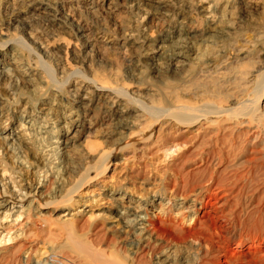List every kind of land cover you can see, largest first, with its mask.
<instances>
[{"label":"rangeland","instance_id":"374dc122","mask_svg":"<svg viewBox=\"0 0 264 264\" xmlns=\"http://www.w3.org/2000/svg\"><path fill=\"white\" fill-rule=\"evenodd\" d=\"M7 1L0 0V48L15 36L37 44L30 51L18 47V55L5 51L8 47L0 52V175L7 179L5 190L0 185V203L9 204L0 210V264L52 258L85 264L86 257H76L88 247L119 255L105 263L97 258L98 264H180L184 259L221 264L227 261L224 250L231 251L228 264H264V0H74L56 22L33 11L30 0H17L19 12L8 9ZM58 1L37 0L36 7L48 3L44 8L55 14L51 7ZM83 26L98 35L94 48L76 40L74 32ZM147 44L163 46L157 59L145 56ZM14 56L21 60L18 67ZM92 79L123 86L139 102L127 99L121 106L123 123L72 134L64 157L68 175L49 176L43 193L28 197L38 182L35 162L57 132L66 135L68 115L79 113L88 124L92 114L111 113L87 106L90 90L77 94L71 86L75 81L80 88ZM179 103L226 113L221 119L211 114L192 128L139 118L148 107L166 111ZM31 121L37 129L30 139L25 137L19 151H9L3 129L19 123L28 127ZM105 160V174L68 202L69 193L94 177ZM180 165L185 180L174 174ZM183 180L190 188L183 189ZM212 195L224 201L214 217L226 229L213 233V246L205 250L194 240L171 242V236L149 234L139 251L130 247L134 231L118 216L122 210L153 220L170 206L176 218L175 207L199 208L212 202ZM185 217L177 221L190 223L194 212ZM249 241L257 244L236 247Z\"/></svg>","mask_w":264,"mask_h":264},{"label":"bare ground","instance_id":"6f19581e","mask_svg":"<svg viewBox=\"0 0 264 264\" xmlns=\"http://www.w3.org/2000/svg\"><path fill=\"white\" fill-rule=\"evenodd\" d=\"M36 1L37 0H30L32 10L33 11H37L39 13H42L46 18H48L47 20H50V22H56V21L59 20L58 19V15L60 13H62V10L67 9L68 8V4L69 3H73L74 0H59L58 1L59 3H58L57 6L51 7L55 14H53L50 9L44 8V6L48 7V3L43 2L42 3V7H36ZM95 2L98 3L96 0H95ZM17 3H19L17 0H8L6 2V4L8 5L7 6L8 9L11 7L13 9V11H15L16 8L18 10V7L16 6ZM69 10H71V9H69ZM116 10L117 9L115 8V12H116ZM18 12H19V10H18ZM17 13H16V15H17ZM178 29H181V28H178ZM25 31H26L27 35L30 38H32V40L36 39L34 37L31 29L27 28ZM1 35L3 36L2 33H1ZM178 35H180V34H178ZM74 36H75L76 40H78V42L80 41L82 43L84 48H90V47L94 48L95 44L98 42L97 39H96V37L98 35L94 34L92 29L90 27H88V26H83V27H80V28L78 27V30H76V32H74ZM182 42H184V41H182ZM33 44H37V42L36 43L31 42L29 44L21 36L20 37H18V36L16 37L15 36L13 38H9L8 37L5 41H3V44H1L2 47L0 48V52H2L1 49L3 47H6V48L8 47L7 50H5V51H9V52L13 51L14 55H18L19 51H22V49H25L27 51L28 50L29 51L32 50L31 45H33ZM68 45H67V47H70V45L69 46ZM42 46H43V43H39V47H42ZM18 47H20L22 49H19ZM182 48H184V47H182ZM160 49L162 50L163 46L161 48V47H158V45L150 46V45L147 44L146 45V55L145 56L149 57L148 58L149 60H155V59H157L159 57ZM177 56H179V54ZM19 59L20 58H16L15 56L13 57L14 65H17L15 67H18V65L21 64L20 63L21 60H19ZM179 63H180V61H179ZM178 64H175L174 66L176 68L180 67V65H178ZM24 72H26V71H24ZM24 72H23V74H25L24 76H26V77L30 76L29 73H24ZM77 73L78 72H73L72 75H76ZM69 80H68V82H69ZM83 83H84V86L80 87V88H78V83H76L75 81L71 82V86H73L75 88L74 92L77 93V94L80 91H82L83 89L84 90H90V91L87 92V95L89 96V98L87 99L88 101L85 104H88L87 106L94 105L96 107V109L99 108L100 110H105V109L109 108L111 113H109L107 115H104L102 118L97 117L96 115L92 114L91 118L89 119L90 121H89L88 124H86L87 121L84 120L79 113H75V115H74V113L71 114V115H68V118H67L68 121L64 123V127H63L67 131L66 135L60 134V131H59V133L57 132L56 135H55V138H53L55 140L52 141V142H49V146L45 147V150L43 149L44 150L43 151L44 155L40 156L39 159L35 162L36 167L34 169L36 170V172L33 173V174L38 177V179L36 180L38 182L31 186V193L28 194V197H30L32 193H34L33 196L34 195L37 196L38 194H40L46 188V183L45 182H46V180H47V178L49 176H55V174H57V179H58L59 176L62 177V176L68 175V170L64 166V165H66L65 164V159L66 158H64V157L68 153L66 149L68 148L69 144L71 142H73V140H74V136L71 137L72 134H75V136H82V135H84L87 132H89V134H91V132L93 130L98 129L99 127L106 126L108 128L111 125H116V124H113L115 121H118L119 123H123L124 120H127L125 118V114H124L125 111L119 112V110L121 109V106L124 105V103L126 102L127 99L131 100V102L133 100H132V97L130 96L129 92H127L124 88H122L123 86H121V87L118 86L117 87V86L108 84L106 82H103V81H100V80H97V79L86 80ZM53 86L55 88H58L56 85H53ZM58 93L60 94V91ZM137 102H139V101L136 100V102H134V103H137ZM81 104L83 105L84 103H81ZM82 105H81V107H82ZM139 107H141V106H139ZM148 108H146L147 109L146 111H144L145 109L143 111H141V114L139 115V118L141 120L144 119L145 117H147V118H150L151 121H153L155 124H158L159 121L165 120V122L169 123V125L173 124L176 127L177 126H184L186 128H192V127L197 126L198 124L201 123L202 120H207L206 119L207 116H209L211 114H214L213 118H215V116H217L216 118H220V117L222 118V114L224 115V112H225L224 111V112H217L216 113V112L211 111L209 113H206L205 110H197V109H194V108H192V107H190L188 105H183V104H180V103L173 110H166V111H160L159 110L160 112L159 111H153L152 112V110L150 111ZM141 109H143V108H141ZM246 111L247 110H245V111L240 110L241 113H244ZM237 114H239V113L237 112ZM30 123H31V126H28V127H27L26 124L22 125L20 123H19V125L17 127L15 125V127L18 129V131H16V133L14 132V130H15L14 129L15 128L14 125H12V126L8 125V127H5L3 129L5 135H4V138H2V139L5 140V141H8V144H7L8 148L7 149L9 151H16L17 152V151L20 150L19 148L22 147V143H25V144L27 143L25 140L28 139L32 135L31 131H34L35 129H37V127L35 126V122L34 121H31ZM121 127H122V129H127L126 127L123 128L124 126H121ZM43 128L45 129V127H43ZM27 131H29V133ZM116 133H118V132H116ZM47 134H49V132H47ZM6 135H8V136H6ZM25 137H28V138H25ZM64 137H67L66 141L62 142V139ZM36 138H38V136ZM11 141L13 143H10ZM9 143H10V145H9ZM62 144H65L66 147L62 148ZM46 152H49V153H46ZM19 154L20 153H16L17 159L21 160V156H19ZM45 156H47V157H45ZM108 161L105 160L103 162V164H101V166L99 167L97 172H95V173L93 172L94 177L87 178L83 183L78 185L75 189H73L69 193L68 202L71 201L72 196L74 194L78 193L83 188H87L89 185L91 186V184H93V182H95L99 177H101L103 174H105V172L107 171V168L109 166ZM183 168H184V165L183 166L180 165V168L174 170V174H175L176 178L177 177H180V179L181 178L182 179L185 178V176L182 175V169ZM187 176L189 177V175H187ZM5 177H6V175H4L3 173L0 175V178L2 179L1 182H0V185L3 188L5 186H7V184H2L5 181H7V179ZM184 180L181 181L182 182L181 184H183V183L186 184L184 182ZM175 182H177L176 179H175ZM187 185L189 186V184H187ZM186 187L187 186L184 185L183 189L186 190ZM187 188H190V186L187 187ZM5 189L6 188H4V190ZM219 191H221V190H219ZM183 192L184 191H182V193ZM58 193H61V192H58ZM217 194H219V193H217ZM211 197L213 199L212 202H207L206 201L199 208H197L196 205H193V206L189 207L186 203L181 204L179 209H178V207L177 208L175 207V209L179 210L178 211L179 213H177L175 215L176 218L172 217L174 213H173L172 208H171V210H169L170 206H166L164 208L163 207L161 208L162 210L163 209L164 210H168L167 213H163L161 215L163 218H160L161 216L160 217L157 216L153 220L152 219H148V218H147V220H145L146 215L143 216L140 213L134 211L133 209H124V210H122V212H120L118 216L122 219V221L127 226V228H129L130 230L134 231L133 236H132L133 241L130 243V247H133V249L139 251L141 249L143 243L147 241V238H148L149 234L158 235L160 238H162V237L165 238V237L171 236L172 239H173V240H171V242H173V241L185 242L187 240H191V241L194 240V241H197V243L199 245H203L205 250L208 249V246H210V245L213 246L214 245L213 242H215V239H214L215 236H214L213 233L215 231H217V230H221V232H222V230H226V229L224 228L225 226H223L221 224V222H220L221 218L219 220V218L217 217V221H216L215 220L216 218L214 217L220 212V210L221 211L223 210L221 208L223 206V202L224 201L222 202V200L219 199L217 195H212ZM35 198H37V197H35ZM159 200H160V198H159ZM31 203H33V202H31ZM8 205L9 204H6V202H1L0 203V210L3 209V208L8 207ZM31 206H32V204H31ZM156 207H157V205H155V208ZM208 209H212V211H210ZM162 210H161V212H162ZM189 212H192V214L194 212V217L191 219L190 223H186L185 224V222H184L182 224V223H179V221H177V219H179V218L181 219V221L186 220L187 218L185 217V214H187ZM211 213L213 215H210ZM196 223H198V225H199L198 227L196 226ZM191 224H195V225H191ZM167 225L171 226L170 227L171 230H169ZM201 225H204L205 228L207 227L206 230L208 232L207 233L208 235L203 233L202 231H199V230H201L200 228H202V227H200ZM137 227H139V228L137 229ZM137 230L139 231V234L135 233V232H137ZM137 236H139V238H136ZM158 236H156V237H158ZM171 237H170V239H171ZM167 240H168V238H167ZM78 243L80 244V242H78ZM255 244H257V242H250L249 241L246 244H245V242H243V243L242 242H238L236 247L237 248H241V249L242 248L246 249V248H248L247 246L253 247ZM93 245H91V246L93 247ZM78 246L81 247V245H78ZM216 248H219V246L216 247ZM92 249L90 247H88L87 249L80 251V254L78 253V257H76V258L85 259L84 257H86L85 260L87 262H85V264H98L96 262V259L97 258H101V257L104 259L101 262H104V263L106 261H110L112 259L114 260L115 258L117 260V258H119L118 257L119 255L118 256L115 255L114 252H112V253L108 252L110 255L107 252L106 253L104 252L103 254H100V253L97 254ZM86 251L88 252L86 254H89V255H83L84 254L83 252H86ZM224 251L226 252L225 259L227 261L222 262L221 264H228V261H229L228 259L230 257L231 251L230 250H224ZM112 256H115V257H112ZM136 256H138V254L135 255L134 258H136ZM165 256H166V254H165ZM168 258L169 257L166 256V259L164 261H166ZM131 259H133V257ZM85 260H83V261H85ZM98 260H100V259H98ZM28 261H29V259H28ZM65 261H66L65 258H63V259H54V258H52V259H50L49 262L45 261L43 263H36V264H69V263H71L69 261L66 263ZM110 263L112 264L113 262H110ZM122 263L123 262H121V264ZM19 264H32V263H30V262L22 263L21 262ZM180 264H189V261H186L184 259V260H181Z\"/></svg>","mask_w":264,"mask_h":264}]
</instances>
